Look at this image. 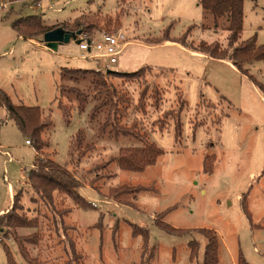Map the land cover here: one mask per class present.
Segmentation results:
<instances>
[{
  "label": "rangeland",
  "instance_id": "374dc122",
  "mask_svg": "<svg viewBox=\"0 0 264 264\" xmlns=\"http://www.w3.org/2000/svg\"><path fill=\"white\" fill-rule=\"evenodd\" d=\"M51 1L41 11L32 0H11L0 11V92L51 121L42 156L76 178L75 197L85 205L63 192L51 201L34 192L28 178L36 150L0 106V211L13 207V185L22 195L19 216L35 221L0 231V264H8L7 248L17 264H28L20 244L41 264H203L204 229L218 234L219 264H238L240 254L264 264V62L249 66L260 88L225 60L164 45L193 26L189 43L229 47L227 19L216 22L200 0H59L50 10ZM244 14L240 41L256 36L264 46V0H246ZM27 16L48 26L83 18L92 24L85 34L121 33L129 45L107 71L87 58L78 36L57 50L44 36L39 43L20 38L12 24ZM65 69L88 74L72 79ZM114 89L124 101H110ZM146 144L164 152L154 165L139 172L119 166L122 149ZM137 187L150 190L137 196ZM157 221L186 233L170 234ZM133 225L149 231L146 248Z\"/></svg>",
  "mask_w": 264,
  "mask_h": 264
},
{
  "label": "trees",
  "instance_id": "16d2710c",
  "mask_svg": "<svg viewBox=\"0 0 264 264\" xmlns=\"http://www.w3.org/2000/svg\"><path fill=\"white\" fill-rule=\"evenodd\" d=\"M245 1L246 0L199 1V5L202 7L204 12L206 14L212 15L216 22L222 18L227 19V29L230 32L229 47L227 49L223 50L218 42L212 44L202 42L197 47L193 43H189L187 37L191 33L193 26L190 27L186 34L180 39L176 41L165 39V42H177L188 50L207 55L211 58L228 61L232 63L241 74L248 76L251 80H253L256 86L260 87L261 85H259L258 81L252 75H250L249 66L256 62H264V46L258 45L256 36L246 41H240L241 33L244 29ZM90 23L91 22L88 20L83 22V18H79L75 20L73 24L63 23L61 26H48L44 23L41 17L27 16L16 19L12 24V28L16 31L20 38L35 40L38 37L45 36L47 33L58 28H63L72 34H77L78 32L82 33L84 30L82 31L81 29H85L87 26L92 25ZM65 73L70 78L77 79L82 75L88 74V71L65 69ZM129 75L130 74H127L126 76ZM136 75L138 74H134V76ZM129 77H131V75ZM78 96H80V93H78ZM145 97L146 92H143L142 99ZM109 98L110 101H112L114 98H117V101L122 102L124 101L125 96L120 95L119 92L114 89ZM0 106L7 110L8 119L12 120L16 124L21 133L27 138V141H31L33 147L36 150V170L31 171L28 178V182L31 184L34 192L38 195H42L46 200L50 201L52 200L53 193L55 191L63 192L77 201V204H82V206H84L85 201L80 203L75 197L77 194L76 191L80 187L76 178L65 167L52 160L46 161L42 156L44 153V148L48 146V143L44 140L43 135L45 130L52 125L51 121L44 117L43 111L38 107H29L23 103L14 104L10 97L3 91L0 92ZM114 109L115 113L119 115L120 110L117 104H114ZM181 130V127H178V135H180ZM135 137L140 140L143 139L139 135ZM74 151L75 150H72V154H74ZM163 153V150L160 149L156 144H146L141 149H122L116 161L118 162L119 166L125 170L139 172L144 171L148 166L154 165L158 158L163 155ZM205 164L207 169L211 168L209 160H206ZM137 188L138 190L135 192L137 196L143 191L150 190L143 187ZM21 197V193H16L14 195L13 207L7 211V214L5 213L0 216V231H4V229L9 231L35 227V221L26 220L18 214V211L20 210L19 202ZM116 197H118V195ZM155 223L157 226L161 227L170 234L182 236L186 233V231L175 229L168 224L162 223L161 221H157ZM132 228L135 236H141L144 239L146 248L150 237L149 231L137 225H133ZM199 232L207 239L203 264H219L218 234L214 230L210 229L199 230ZM188 245L190 249V258L191 260H195L198 256L199 243L196 240H192ZM19 251L28 264H41V262L32 259L21 244ZM7 258L8 264H17L9 248H7ZM238 264H248L242 254L239 255Z\"/></svg>",
  "mask_w": 264,
  "mask_h": 264
},
{
  "label": "built area",
  "instance_id": "2783aa9c",
  "mask_svg": "<svg viewBox=\"0 0 264 264\" xmlns=\"http://www.w3.org/2000/svg\"><path fill=\"white\" fill-rule=\"evenodd\" d=\"M59 0H52L48 9L54 10L55 2ZM32 9L43 10V0H32ZM14 3L10 0H3L0 3V11L8 10L10 5ZM79 38V48L87 54L88 59L97 60L100 63H105V68H111V66L119 62V57L122 52L128 47V43L123 41L122 34H102L100 39H95L90 34L81 33L78 35ZM27 145L32 146L31 141H26ZM1 150L2 147L0 146ZM7 156H10L6 153ZM3 241V238L0 237V242Z\"/></svg>",
  "mask_w": 264,
  "mask_h": 264
},
{
  "label": "water",
  "instance_id": "95a60500",
  "mask_svg": "<svg viewBox=\"0 0 264 264\" xmlns=\"http://www.w3.org/2000/svg\"><path fill=\"white\" fill-rule=\"evenodd\" d=\"M80 34H81V32H78L77 34L69 33L66 30H64L63 28L59 29V30L56 29L52 32L47 33L44 36V42H45L47 48H49L51 50H57V48H58L57 43L59 41L69 43L72 38L76 39V37Z\"/></svg>",
  "mask_w": 264,
  "mask_h": 264
},
{
  "label": "crops",
  "instance_id": "0c3cea01",
  "mask_svg": "<svg viewBox=\"0 0 264 264\" xmlns=\"http://www.w3.org/2000/svg\"><path fill=\"white\" fill-rule=\"evenodd\" d=\"M42 11H44V9ZM59 11H60V9H59ZM31 41H35L36 43H39L36 39L35 40L33 39ZM164 45H170V46L177 47V48L181 49L182 51H184V53H188L190 55H197V56H200V57H203L204 56L201 53H198V52H195V51H191V50L186 49L185 47H183L181 44H179L177 42L167 41ZM227 63L230 65L231 68H233L234 70H236L238 72V70L234 67V65L232 63H230L228 61H227ZM36 156H37V153H36ZM5 180H6V178H5ZM9 188H10V192H11V198H13V200H14V195H15L16 188L13 185H9ZM10 209L11 208L9 207L7 209L1 210L0 211V216H2L3 214H5Z\"/></svg>",
  "mask_w": 264,
  "mask_h": 264
}]
</instances>
